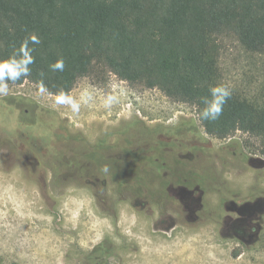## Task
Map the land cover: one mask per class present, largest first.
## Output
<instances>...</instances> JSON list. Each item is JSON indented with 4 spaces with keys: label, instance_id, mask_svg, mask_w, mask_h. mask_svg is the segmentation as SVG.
Here are the masks:
<instances>
[{
    "label": "rangeland",
    "instance_id": "obj_1",
    "mask_svg": "<svg viewBox=\"0 0 264 264\" xmlns=\"http://www.w3.org/2000/svg\"><path fill=\"white\" fill-rule=\"evenodd\" d=\"M222 45L226 82L245 85L252 68L248 55L234 38ZM191 123L205 140L200 146L190 143L192 150L161 153L150 134L125 148L147 158L160 156L172 174L168 176L184 179L178 184L192 196L177 194L179 187L168 189L156 166L144 164L141 155L123 157L122 138L119 147L87 154L131 126L151 130ZM247 145L257 141L242 132L228 140L212 138L200 126L194 106L113 74L105 80H79L67 100L29 82L4 86L0 261L70 264L79 252L106 240L124 264H264V208L254 219L261 231L251 242L228 231L243 217L239 207L264 201V157ZM81 153L89 155L91 165L85 163L83 171L63 167V160L77 161ZM133 169L141 174V184L115 181H131Z\"/></svg>",
    "mask_w": 264,
    "mask_h": 264
},
{
    "label": "trees",
    "instance_id": "obj_2",
    "mask_svg": "<svg viewBox=\"0 0 264 264\" xmlns=\"http://www.w3.org/2000/svg\"><path fill=\"white\" fill-rule=\"evenodd\" d=\"M229 37L251 61L249 79L239 87L226 82L221 66ZM108 74L194 106L212 138L248 134L257 145L247 148L264 157V0H0V88L29 82L67 100L79 80H105ZM196 127L131 126L95 148L119 147L122 138L126 152L119 153L131 160L141 154L125 147L150 134L161 153L189 151L190 143H204ZM81 154L85 160L66 158L63 167L83 171L90 158ZM141 156L156 166L168 189L184 187L178 184L184 179L168 176L160 156ZM130 173L131 181H115L142 183L137 170Z\"/></svg>",
    "mask_w": 264,
    "mask_h": 264
},
{
    "label": "flooded vegetation",
    "instance_id": "obj_3",
    "mask_svg": "<svg viewBox=\"0 0 264 264\" xmlns=\"http://www.w3.org/2000/svg\"><path fill=\"white\" fill-rule=\"evenodd\" d=\"M13 107V106H12ZM196 132L201 135V132L198 127H196ZM202 136V135H201ZM201 139H203L201 137ZM205 140L203 139V142ZM104 149V148H102ZM101 148H95V149H89L87 151V154L92 152L93 150H102ZM96 168V167H95ZM96 170L101 173L98 168ZM172 188V186H170ZM186 187H180L177 194H186L188 196H192L193 191H190L189 189L186 190L183 189ZM181 189V190H180ZM175 190V189H174ZM183 197V196H182ZM256 203V202H255ZM248 204H252L249 203ZM260 204V205H258ZM258 204H255L251 207H239L242 218L233 221L231 228L228 227V231H232V233L245 242H251L254 239V236L257 231H261V228H257V223L255 222V217L257 213H260L263 211L264 208V201H260ZM258 205V206H257ZM237 207V206H236ZM109 241L103 240V242L94 245L90 247V251H87V253H78V259L71 262L70 264H124L125 262L119 259V256L116 253L115 246L113 244L108 243ZM0 264H4L2 261H0ZM15 264V263H13Z\"/></svg>",
    "mask_w": 264,
    "mask_h": 264
},
{
    "label": "bare ground",
    "instance_id": "obj_4",
    "mask_svg": "<svg viewBox=\"0 0 264 264\" xmlns=\"http://www.w3.org/2000/svg\"><path fill=\"white\" fill-rule=\"evenodd\" d=\"M194 263V262H193Z\"/></svg>",
    "mask_w": 264,
    "mask_h": 264
}]
</instances>
